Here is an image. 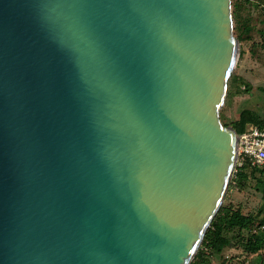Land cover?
<instances>
[{"label":"water","instance_id":"obj_1","mask_svg":"<svg viewBox=\"0 0 264 264\" xmlns=\"http://www.w3.org/2000/svg\"><path fill=\"white\" fill-rule=\"evenodd\" d=\"M239 48L232 0H0V264H190Z\"/></svg>","mask_w":264,"mask_h":264},{"label":"rangeland","instance_id":"obj_2","mask_svg":"<svg viewBox=\"0 0 264 264\" xmlns=\"http://www.w3.org/2000/svg\"><path fill=\"white\" fill-rule=\"evenodd\" d=\"M254 24L256 25L250 34L251 38L244 41L239 39V59L234 70V74L253 87V92L252 94H241L236 92V89L228 91L221 110V119L225 125L232 126L239 118L240 112L246 107L264 109V95L258 92L259 87H264V55H261L262 50L255 52L259 41L257 20ZM256 167L263 168L261 165H256ZM252 172V168H247L249 178L246 187L239 188L235 184L229 185L224 204L232 203L244 214H260L261 217H264V184L258 182V180H264V176L260 171L256 174H252ZM261 231L264 232V224L254 229V232ZM224 235L231 241V244L223 247L220 251L211 247L205 249L208 259L201 264H264V250L251 253L245 245L249 237L248 230L225 232Z\"/></svg>","mask_w":264,"mask_h":264},{"label":"trees","instance_id":"obj_3","mask_svg":"<svg viewBox=\"0 0 264 264\" xmlns=\"http://www.w3.org/2000/svg\"><path fill=\"white\" fill-rule=\"evenodd\" d=\"M233 16L235 34L241 39H250L251 32L255 29L254 22L258 23V52L262 50V56L264 55V5L259 0H232ZM236 89V92L243 94H252L253 87L245 83V81L233 73L229 80V90ZM258 92L264 95V87H259ZM264 97V96H263ZM254 125L261 129L264 128V109L263 108H244L239 118L232 125L239 134L246 132L248 126ZM252 163L247 161L241 168H237V172H234L230 184H235L239 188L246 187L248 182L247 168H252L253 173L260 171L264 176V166L259 169L255 165L251 167ZM259 169V170H258ZM258 182L264 184V180H258ZM259 219V222H258ZM264 224V217L260 214H244L240 208H235L232 203L224 204L221 206L219 212L213 219L211 226L209 227L204 240L190 264H201L207 261L205 249L215 248L222 250L223 247L231 244V241L224 235L225 232H233L235 230H248L249 237L245 242L248 251L256 253L264 250V232H254L255 227L262 226Z\"/></svg>","mask_w":264,"mask_h":264},{"label":"built area","instance_id":"obj_4","mask_svg":"<svg viewBox=\"0 0 264 264\" xmlns=\"http://www.w3.org/2000/svg\"><path fill=\"white\" fill-rule=\"evenodd\" d=\"M247 161L255 166H264V128L250 125L246 132L240 134L239 155L234 172Z\"/></svg>","mask_w":264,"mask_h":264},{"label":"crops","instance_id":"obj_5","mask_svg":"<svg viewBox=\"0 0 264 264\" xmlns=\"http://www.w3.org/2000/svg\"><path fill=\"white\" fill-rule=\"evenodd\" d=\"M262 4H264V0H259Z\"/></svg>","mask_w":264,"mask_h":264}]
</instances>
